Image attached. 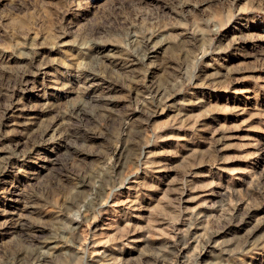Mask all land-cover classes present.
<instances>
[{"label": "rangeland", "instance_id": "374dc122", "mask_svg": "<svg viewBox=\"0 0 264 264\" xmlns=\"http://www.w3.org/2000/svg\"><path fill=\"white\" fill-rule=\"evenodd\" d=\"M0 264H264V0H0Z\"/></svg>", "mask_w": 264, "mask_h": 264}]
</instances>
